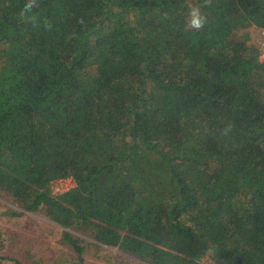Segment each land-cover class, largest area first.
I'll return each mask as SVG.
<instances>
[{"label":"trees","instance_id":"1","mask_svg":"<svg viewBox=\"0 0 264 264\" xmlns=\"http://www.w3.org/2000/svg\"><path fill=\"white\" fill-rule=\"evenodd\" d=\"M25 2L0 0V215L76 252L38 264H264V0Z\"/></svg>","mask_w":264,"mask_h":264},{"label":"rangeland","instance_id":"2","mask_svg":"<svg viewBox=\"0 0 264 264\" xmlns=\"http://www.w3.org/2000/svg\"><path fill=\"white\" fill-rule=\"evenodd\" d=\"M264 30V29H263ZM259 33L258 41L264 39V31ZM65 191V190H57ZM6 197L0 195V211L6 208ZM35 218L28 215L17 218L9 219L0 215V264H14L12 258L23 259L30 264H38L39 260L31 255L38 251L40 254L47 256L54 254V256L65 257L75 254V249L70 247L60 235H57V229L51 225L54 222L46 216L43 209L37 211H28ZM36 219L40 223H36ZM70 229V227H69ZM75 232L74 229H70ZM40 242H44L45 246ZM41 244V245H40ZM114 251L121 250L116 246H111ZM43 250V251H42ZM31 252V254H30ZM88 260L98 264H110L105 258L100 257L98 254L85 252L83 254ZM7 256L12 258L7 259ZM68 256V257H69Z\"/></svg>","mask_w":264,"mask_h":264},{"label":"clouds","instance_id":"3","mask_svg":"<svg viewBox=\"0 0 264 264\" xmlns=\"http://www.w3.org/2000/svg\"><path fill=\"white\" fill-rule=\"evenodd\" d=\"M211 0H206V3H210ZM38 7V0H26L22 10H21V17L25 19H30V21L35 25L37 21V17L35 15H32L31 17H27V13H32V10L34 8ZM207 17L206 15L201 11L200 7L194 6L190 8L188 12V17L186 20L187 26L194 30H201L204 28V26L207 24ZM44 27L46 29H51L52 24L51 22L45 20L44 21Z\"/></svg>","mask_w":264,"mask_h":264},{"label":"built area","instance_id":"4","mask_svg":"<svg viewBox=\"0 0 264 264\" xmlns=\"http://www.w3.org/2000/svg\"><path fill=\"white\" fill-rule=\"evenodd\" d=\"M259 45H260L259 58L261 60H264V39L259 41ZM75 185H76V181L72 174L56 177L51 180V188L54 193H58L59 191L57 190H68Z\"/></svg>","mask_w":264,"mask_h":264}]
</instances>
